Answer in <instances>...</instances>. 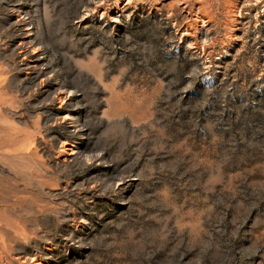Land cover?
<instances>
[{"label": "rangeland", "instance_id": "374dc122", "mask_svg": "<svg viewBox=\"0 0 264 264\" xmlns=\"http://www.w3.org/2000/svg\"><path fill=\"white\" fill-rule=\"evenodd\" d=\"M0 264H264V0H0Z\"/></svg>", "mask_w": 264, "mask_h": 264}, {"label": "bare ground", "instance_id": "6f19581e", "mask_svg": "<svg viewBox=\"0 0 264 264\" xmlns=\"http://www.w3.org/2000/svg\"><path fill=\"white\" fill-rule=\"evenodd\" d=\"M29 41V40H28ZM75 148H76V146H74L72 149H71V152H70V155H73L75 152H74V150H75ZM3 227V226H2ZM26 230V229H25Z\"/></svg>", "mask_w": 264, "mask_h": 264}]
</instances>
